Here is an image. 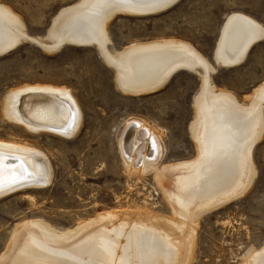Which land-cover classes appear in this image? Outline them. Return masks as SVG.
I'll return each mask as SVG.
<instances>
[{"label":"rangeland","instance_id":"1","mask_svg":"<svg viewBox=\"0 0 264 264\" xmlns=\"http://www.w3.org/2000/svg\"><path fill=\"white\" fill-rule=\"evenodd\" d=\"M77 1L2 0L23 18L30 36L43 39L47 37L55 15ZM236 11L250 14L264 25V0H180L161 13L114 17L109 24L111 49L121 50L136 42L174 38L191 43L215 64V48L222 28ZM212 78L217 86L235 92L239 98L252 95L264 81V39L250 49L241 64L219 66ZM27 84L66 87L71 91L84 118L80 133L70 139L48 133L31 135L25 128L3 118V97L9 90ZM200 86L198 74L184 69L175 73L161 89L139 95L123 93L116 86L114 68L105 63L96 47L90 46L66 45L59 51L48 52L41 44L26 40L15 50L1 55L0 140L37 146L48 160L52 180L47 186L22 187L0 196V264L8 262L19 239L31 226L36 228L35 222L50 223L66 233L91 222L92 225L81 228L85 229L83 234L71 236L72 240L67 236L69 234H63L64 238L59 240L63 242L61 247L81 241L86 234L112 230L111 236L114 239L117 236L116 240H120L119 244L125 248L119 256L127 258V264H139L133 247L127 248L130 240L127 234L136 228L135 221L137 226L139 221L150 218L143 213L148 210L158 212L163 220L155 225L163 226L170 234L177 232L172 237L175 241L177 238L181 246L179 256L173 255L171 264H175L176 258L177 264H245L249 259L263 255L264 134L253 149L255 178L253 176L251 181L250 163L243 162L242 150H239L236 184L241 187L235 192L242 193L201 215L197 223L194 222L197 224L195 237L193 222L190 225L184 222L187 229L183 234L173 223H167L172 214L169 201L176 200L182 205L193 195L174 190L175 195L167 199L152 175L140 179L129 176L121 163L119 139L130 118L143 119L162 133L165 163L178 164L184 169V162L195 160L198 153L190 129ZM146 123L141 124L143 128H148ZM262 123L264 125V119ZM240 147L242 149V145ZM244 187L248 188L244 191ZM229 189L227 187L221 193L226 194ZM198 196L193 197V205L203 198ZM101 214L106 218L95 224L96 216L102 217ZM121 224L127 228L118 227Z\"/></svg>","mask_w":264,"mask_h":264},{"label":"bare ground","instance_id":"2","mask_svg":"<svg viewBox=\"0 0 264 264\" xmlns=\"http://www.w3.org/2000/svg\"><path fill=\"white\" fill-rule=\"evenodd\" d=\"M154 1L78 0L55 15L47 37L43 39L41 36H30L26 32L27 26L23 18L0 0V56L26 40L41 44L48 52L59 51L67 42L72 44L75 42L77 46L96 47L105 63L114 68L117 88L123 93L132 95L161 89L175 73L184 69L198 74L201 78V86L195 96V119L190 129L198 153L195 160L184 162V169H180L178 164L165 163L162 133L143 119H128L129 123L119 139L121 163L125 173L137 179L152 175L167 199H171L172 194L175 195L174 190L187 191L193 195L187 199L188 203L184 201L182 205L177 204L176 200V203L169 201L172 214L171 219H167V223H173L177 231L183 234L187 229L184 222H188L189 225L193 222L191 225L194 231L192 232L191 228L190 230L195 237L197 224L194 222L201 215L242 193V191L235 192L241 187L236 184L239 172L237 170L239 150H242L243 162L250 163L251 181L255 178L253 149L264 134V125H262L264 81L252 95L239 98L235 92L217 86L212 75L219 66L234 67L242 63L256 41L264 39V25L250 14L233 12L226 19L219 36L215 48V64L191 43L174 38L136 42L121 50L111 49L109 24L112 19L119 14L144 13L142 6ZM39 92L43 94H35ZM75 101L77 99L66 87L27 84L6 93L1 102V114L13 125L25 128L31 135L48 133L70 139L80 133L84 125V118L81 117L77 106L79 103ZM142 123L143 125L146 123L148 128H143ZM131 128L134 133L132 140L125 138ZM141 143H143L142 150H140ZM241 145L242 149H240ZM10 155L20 161V168L14 165L15 159H6V156ZM0 157H3L0 161L3 166L0 181H6L0 185V196L22 187H43L51 183L52 172L48 160L37 146L0 140ZM8 161L10 165H6ZM22 170L24 177L21 176ZM227 187H230V192L221 193ZM246 188L248 187H244V191ZM198 194L203 198H199L200 200L193 205V197ZM143 213L150 218L139 221L137 226L135 221L136 228L133 227L132 231L126 233L130 238L129 244H126L127 248L133 247L139 264L159 262L171 264L172 256H177L181 246L178 245L177 238L175 241L172 237L175 236L176 231L170 234L163 226L162 228L158 224L155 225L157 222H163L158 212L148 210ZM97 216L95 224L96 221L106 218L102 214V217ZM117 219L111 221L116 222ZM35 224L36 228L31 226V229L25 232L13 249L8 262L3 264L128 263L127 258L119 256L120 251H124L125 248L119 244L120 240H116L117 236H114L115 239L112 237V230L102 228V231L86 234L81 241L71 246L61 247L63 242L59 240L64 238L63 234L66 232L60 231L50 223L35 222ZM88 224L81 225L80 230ZM118 227L127 228L122 224ZM79 228L74 232L66 233L69 234L67 235L69 239H74L71 236L78 237L83 234L85 229L79 231ZM122 232L124 233V230ZM188 237L190 240V235ZM180 256L182 257V253ZM176 260L178 261L177 258ZM246 263L264 264V254L257 255Z\"/></svg>","mask_w":264,"mask_h":264},{"label":"water","instance_id":"3","mask_svg":"<svg viewBox=\"0 0 264 264\" xmlns=\"http://www.w3.org/2000/svg\"><path fill=\"white\" fill-rule=\"evenodd\" d=\"M180 0H155L154 1V3H151V4H149V5H144V6H142L143 7V10L145 11L144 13H140L139 15L140 16H146V15H153V14H157V13H161V12H163V11H166L167 9H169V8H171V7H173V6H175L178 2H179ZM149 7H151V8H149ZM147 8H149V9H147ZM127 15H129V14H127ZM139 15H137V16H139ZM263 40V39H262ZM261 40V41H262ZM258 41H260V40H258ZM258 41H256V42H258ZM75 42H73V44L71 43V42H67L66 44H64V45H62L61 46V48L60 49H62L64 46H66V45H76V44H74ZM19 45H15V46H13L12 48H10L6 53H9V52H11V51H13V50H15L17 47H18ZM241 64V63H240ZM239 65V63L238 64H236L234 67H236V66H238ZM35 94H43L42 92H39V93H35ZM67 104V103H66ZM68 105V104H67ZM68 110H69V114H70V109H69V107H68ZM133 135H134V133H133V128H131V130L130 131H128V134H127V136L125 137V138H128V139H131L132 140V138H133ZM141 140L143 139V138H140ZM130 144H131V141H130ZM142 147H143V143H141L140 144V150H142ZM6 159L7 160H12V159H15V161H16V163H14V165L16 166V167H19L20 168V161H18V159L16 158V157H13V156H8V157H6ZM11 163L8 161L7 163H6V165H10ZM25 173V172H24ZM21 176L22 177H24L25 175L23 174V170H22V174H21ZM21 177V178H22ZM5 180H2V181H0V185H3L5 182H4Z\"/></svg>","mask_w":264,"mask_h":264},{"label":"snow or ice","instance_id":"4","mask_svg":"<svg viewBox=\"0 0 264 264\" xmlns=\"http://www.w3.org/2000/svg\"><path fill=\"white\" fill-rule=\"evenodd\" d=\"M3 160V157H0V161H2ZM21 167H23V166H21ZM2 175H3V166H2V164H0V178H2Z\"/></svg>","mask_w":264,"mask_h":264}]
</instances>
